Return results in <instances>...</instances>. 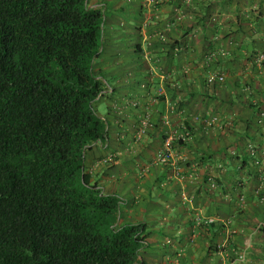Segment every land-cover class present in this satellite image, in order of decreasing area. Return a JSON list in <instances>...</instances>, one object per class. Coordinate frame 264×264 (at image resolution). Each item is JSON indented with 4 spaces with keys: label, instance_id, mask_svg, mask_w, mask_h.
<instances>
[{
    "label": "crops",
    "instance_id": "1",
    "mask_svg": "<svg viewBox=\"0 0 264 264\" xmlns=\"http://www.w3.org/2000/svg\"><path fill=\"white\" fill-rule=\"evenodd\" d=\"M89 3L106 16L110 132L86 169L148 225L146 264H264V0Z\"/></svg>",
    "mask_w": 264,
    "mask_h": 264
},
{
    "label": "trees",
    "instance_id": "2",
    "mask_svg": "<svg viewBox=\"0 0 264 264\" xmlns=\"http://www.w3.org/2000/svg\"><path fill=\"white\" fill-rule=\"evenodd\" d=\"M105 18L89 0H0V264H146L148 225L86 169L110 132Z\"/></svg>",
    "mask_w": 264,
    "mask_h": 264
},
{
    "label": "built area",
    "instance_id": "3",
    "mask_svg": "<svg viewBox=\"0 0 264 264\" xmlns=\"http://www.w3.org/2000/svg\"><path fill=\"white\" fill-rule=\"evenodd\" d=\"M264 60V56L261 58V61ZM224 83L225 82V77L222 75H213L212 77L209 78L208 83L209 84H215V83ZM152 127V124L150 123L149 120L144 119L141 121L138 130H137V135L139 138L144 137L148 130ZM183 138V136H178L177 133L173 134L166 142H165V149L160 153L159 155V161L161 163H169L171 159L173 158V146L176 142V139L179 140ZM208 222L214 223L213 220H209ZM264 224H262L259 228H262ZM245 256H242V259H244Z\"/></svg>",
    "mask_w": 264,
    "mask_h": 264
},
{
    "label": "rangeland",
    "instance_id": "4",
    "mask_svg": "<svg viewBox=\"0 0 264 264\" xmlns=\"http://www.w3.org/2000/svg\"><path fill=\"white\" fill-rule=\"evenodd\" d=\"M98 110L101 115H106L107 113V107L106 104L103 103V101L99 102L98 104Z\"/></svg>",
    "mask_w": 264,
    "mask_h": 264
}]
</instances>
